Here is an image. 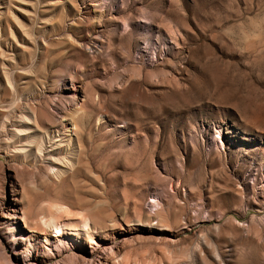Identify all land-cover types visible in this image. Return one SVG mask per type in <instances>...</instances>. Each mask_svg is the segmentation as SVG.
Segmentation results:
<instances>
[{
  "label": "rangeland",
  "instance_id": "1",
  "mask_svg": "<svg viewBox=\"0 0 264 264\" xmlns=\"http://www.w3.org/2000/svg\"><path fill=\"white\" fill-rule=\"evenodd\" d=\"M106 242L79 264H264V0H0V264Z\"/></svg>",
  "mask_w": 264,
  "mask_h": 264
},
{
  "label": "bare ground",
  "instance_id": "2",
  "mask_svg": "<svg viewBox=\"0 0 264 264\" xmlns=\"http://www.w3.org/2000/svg\"><path fill=\"white\" fill-rule=\"evenodd\" d=\"M34 113V112H33ZM33 117V116H32ZM26 120H29V121H33L34 122V124H36V125H38L39 124V116H34L33 118H31L30 116H27L26 117ZM72 120L73 121H75L76 119H75V117L73 116L72 117ZM15 125L14 126H16L18 123H14ZM20 124V123H19ZM73 124V123H72ZM21 126H24V124L23 123H21L20 124ZM17 127V126H16ZM15 128V127H14ZM29 128H30V126H29ZM17 129V131L16 132H19L20 134H24V132L26 131L24 128H19V127H17L16 128ZM30 143H32V141H28V144H30ZM35 144V143H34ZM68 162V161H67ZM58 205V204H57ZM56 204H55V206H57ZM52 207H53V205H51ZM49 209H50V207H49ZM51 210V209H50ZM50 210H49V212H50ZM57 211H58V208H57ZM53 213H54V211H53ZM29 214V213H28ZM28 214L26 213V212H24L23 213V217H24V220H25V222H26V224H28L29 225V227L33 230V231H40L42 228H41V225H40V223H33L32 221L34 220V219H32V221L31 220H29L30 219V217L31 216H28ZM54 215V214H53ZM38 218H40V217H38ZM42 218V217H41ZM45 220H46V218L44 219V222H45ZM31 221V222H30ZM82 224L85 226V228H86V238H87V240H88V243L89 244H94V245H96V246H98V244L96 243V240L94 239V237H93V235L91 234V220L89 219V218H83L82 220ZM41 224H42V222H41ZM44 225V224H43ZM48 225V226H47ZM63 225H65V224H63V222H62V220H60L59 218H56V217H53V216H51V218H50V220H48L47 219V222H46V226L47 227H49V226H52V228H54V230L55 231H57L56 233V235H54L55 236V238H57V240L59 241V240H61V238H67L68 237V230H75L76 231V236L78 237V236H80V234H81V232H80V230L79 229H73V228H70V227H65V229H64V226ZM66 226V225H65ZM88 228V229H87ZM72 238V237H71ZM109 243V244H108ZM127 246V245H126ZM113 248H115V243L114 242H106V243H103V244H101L100 245V248L95 252H93V253H91V254H87L86 255V257L85 258H82V259H79V258H77L76 260H75V264H79L80 263V261L82 260H85L86 258H87V256L90 258L89 259V262L88 263H91V261H93L94 259L96 260V261H98L99 263H101V261H100V256H101V252L102 251H106V250H111V251H113ZM117 254H114V252H113V256H114V258L113 259H116L117 257H118V255L116 256ZM91 260V261H90ZM87 261V260H86ZM48 262V261H47ZM119 262V261H118ZM86 263V262H85Z\"/></svg>",
  "mask_w": 264,
  "mask_h": 264
}]
</instances>
